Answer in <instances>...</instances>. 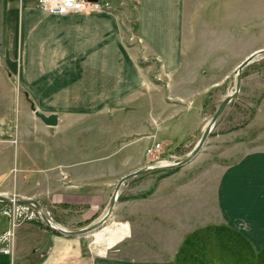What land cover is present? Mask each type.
<instances>
[{
    "label": "rangeland",
    "instance_id": "obj_1",
    "mask_svg": "<svg viewBox=\"0 0 264 264\" xmlns=\"http://www.w3.org/2000/svg\"><path fill=\"white\" fill-rule=\"evenodd\" d=\"M157 1L148 0V3L158 9ZM159 1L160 56L151 54L154 50L138 36L140 8L137 0L97 1L94 12L106 16L103 23L113 30L112 38L118 39L117 44L124 54L121 60L125 63L121 68L125 75L117 80L114 95L108 91L98 93V89L93 91L91 85L77 80L68 82L71 91L79 94H49L46 87L50 79H44L41 72L46 65L38 64L34 75L28 72L33 64L24 61L51 59L50 50L39 40L31 47L24 39L27 29L21 27L18 45L7 58L11 65L15 60L21 67V93L9 98L0 97V119L6 123L14 122L15 127L19 124L20 132L17 130L14 141L9 140L12 134L6 135V145L17 146L19 140L21 150L24 146L31 150L36 148L38 153L49 150L53 163H57L62 155L89 164L100 158L103 177L100 183L110 188L106 197L108 204L112 188L118 181L116 177L139 158L145 157L141 166L144 167L186 157L222 99L234 91L239 63L255 50L264 48V0ZM39 25L44 29L42 22ZM2 37L0 31V55L3 53ZM113 44L115 42L110 39V43L101 47V53L115 51ZM58 50L60 54L56 58L65 59L66 55L62 54L65 49ZM75 56L69 54L66 59L76 60ZM33 76L36 78L29 79ZM25 90L31 91L30 98L39 111L60 114V123L52 128L53 133L46 131L36 116V133L27 138L26 126L30 125V131L33 130L31 121L35 116L24 96ZM146 147L151 149L149 154L145 153ZM255 150H264V54L243 68L238 95L219 116L200 152L180 167L159 168L128 179L120 189V202L117 203L123 205L124 200H131L130 204H125V210H144L150 228L157 222L160 209L163 212L160 222L169 226L174 224L181 233L190 229V233L184 235L188 236L181 245V253L188 249L202 251L206 247L205 235L214 237L212 234L234 232L214 221L205 223V213L217 208L218 188L222 182L229 185L228 194L235 191L231 189V184L236 181L232 172L247 153ZM111 153L117 157L115 166L106 158ZM5 164H8L7 160ZM62 177L66 180L67 174L63 173ZM12 195L18 197L16 193ZM41 203L44 213L54 223L68 229H78L97 221L108 207L107 204L95 217L83 221L76 208H55ZM15 207L14 203L0 202V231L11 221L15 222L14 234L18 224L23 222L33 221L43 227L42 216L38 214L27 220L25 214L16 216ZM117 211L116 215L113 210L98 230L120 224L122 236L106 234L103 243H95L94 233L98 230L79 235L87 249L112 251L116 247L114 244L129 232L128 223H117L126 222L119 219L121 214ZM261 264H264L263 253Z\"/></svg>",
    "mask_w": 264,
    "mask_h": 264
},
{
    "label": "crops",
    "instance_id": "obj_2",
    "mask_svg": "<svg viewBox=\"0 0 264 264\" xmlns=\"http://www.w3.org/2000/svg\"><path fill=\"white\" fill-rule=\"evenodd\" d=\"M157 2L158 9H155L148 0H137L140 8L137 24L138 36L146 46L154 50L151 54L160 56V1ZM105 17L102 13L94 11L55 15L44 12L36 5L35 0H0V31L3 33L0 97L9 98L19 96L21 93L20 81L23 78L21 67L15 60L11 65L7 58L15 45L17 47L16 42L20 38L23 26L27 29V32L24 31L26 32L24 39L30 42L31 47L36 46L38 40L44 41L45 47L50 50H48L50 56L52 55L51 59L24 61L33 64L32 70L28 72H33L34 75L38 64L46 65L41 72L44 79H50L46 87L49 94L77 95L79 92L71 91L68 82L77 80L91 85L93 91L98 89V93L108 91L110 95H114L117 80L124 78L125 73L121 66L125 62L121 60L124 59V54L117 44L118 39H113V30L110 31L103 23L107 20ZM40 22L44 24V29L40 27ZM109 38L115 42L113 44L115 51L102 54L101 47L110 43ZM102 40L105 42L101 43ZM60 48L65 49V53L63 51L62 54L66 57L69 54L77 55L75 56L77 61L75 59L69 61L66 57L57 59L56 55L60 54V50L57 49ZM31 78L35 79L36 76L29 77ZM102 89L105 91L102 92ZM23 93L30 103L31 110L33 111L32 105L38 109L34 100L30 98L31 91L25 90ZM57 114L56 125H47L40 119L43 128L50 134L53 133L52 128L60 123L61 116ZM34 116V120L31 121L33 130L30 131V125L26 126L25 134H29L28 139L31 138V134L36 133L35 113ZM10 123L0 119V193L32 197L55 208H76L83 221L92 219L96 213L104 209L108 204L106 197L110 188L106 187L109 185L101 186L100 181L103 177L100 158H95L92 164H89L73 156L62 155L58 157L57 163H53L49 150L38 153L36 148L31 150L26 146L21 150L17 137V146L9 143L6 145V135L12 134V139L9 140L14 141L15 133H18L17 130L20 132L19 124L15 127L14 122ZM106 158L115 166L117 160L115 154L111 153ZM144 158L141 157L132 163L131 167L115 180L117 181L127 171L140 168ZM6 160L8 164H5ZM238 164L239 166L232 172V175H236V181L235 184H231V189L235 191L228 194L229 185L222 182L218 188L217 208L215 207L213 212L212 209L206 212L204 221L217 222L234 232L221 233L218 236L212 234L214 237L205 235L206 247L202 251L188 249L181 253V245L188 236L184 235L186 232L190 233V229L181 233L179 227H173L174 224L172 226L163 224L160 222V213H163L160 209L157 212L159 215L157 222L150 228L149 223L147 224L149 217L144 210L137 211L129 205L133 210L127 212L125 204H130L131 200H124L123 205L118 204L120 202L118 200L114 213L119 210L117 211L121 214L119 219L126 222L117 223H128L129 232L114 244L116 245L114 250L97 252L87 249L81 236L68 237L58 231L54 232L56 230L50 227L44 225L42 227L28 221L18 224L12 253H0V264H261V254L264 255V150L250 151ZM63 173L67 174L66 180L62 177ZM108 184H111V181ZM124 185L125 182L122 186ZM111 196L112 194L110 198ZM229 207L232 210H229ZM6 224L0 233L9 227V223L7 226Z\"/></svg>",
    "mask_w": 264,
    "mask_h": 264
},
{
    "label": "water",
    "instance_id": "obj_3",
    "mask_svg": "<svg viewBox=\"0 0 264 264\" xmlns=\"http://www.w3.org/2000/svg\"><path fill=\"white\" fill-rule=\"evenodd\" d=\"M92 1H98V0H92ZM260 54H264V48L255 50L254 52H252L250 55H248L245 59H243L239 63V65L237 66V69H236V85H235L234 91L227 94L222 99L219 106L217 107V109L213 113L212 117L209 119L205 128L203 129V132H202L198 142L196 143L194 148L190 151V153L186 157H184L178 161H175V162H171V163H167V164H160V165H146L144 167L138 168L136 170L130 171V172L122 175L115 184V187H114L112 196L110 198L106 213L97 221H95V222H93L87 226L78 228V229H68V228L62 227V226L54 223L44 213V207H43L42 203L35 198H32V197H16L15 195L0 193V202L15 203V204L28 206L30 208L35 209L36 211H38L41 214L44 222L46 223V225L48 227H50V228H52V229H54V230H56L59 233H62L64 235L79 236V235L91 233V232H94V231L100 229L108 221V219L111 217L113 210H114V207L118 201L119 190L125 181H127L128 179L134 178L136 176L143 175V174L148 173L150 171L159 169V168L173 169L176 167H180V166L188 163L189 161H191L200 152L205 141L209 137L211 130L214 127L217 119L222 114V112L224 111L226 106L238 95V93L240 91L241 83H242V70H243V68L245 66H247L249 63H251L252 61H254L255 58ZM32 109H33L35 115L37 117H39L45 124L56 125L58 123V114L57 113L53 112V113L46 114L44 112L39 111L34 105H32Z\"/></svg>",
    "mask_w": 264,
    "mask_h": 264
},
{
    "label": "built area",
    "instance_id": "obj_4",
    "mask_svg": "<svg viewBox=\"0 0 264 264\" xmlns=\"http://www.w3.org/2000/svg\"><path fill=\"white\" fill-rule=\"evenodd\" d=\"M36 5L44 12L55 15H65L77 11H94L97 9V1L92 0H35ZM151 149L147 148L146 153L149 154ZM15 204V203H14ZM15 214L24 215L30 220L41 214L28 206L16 204ZM14 226L15 222H10L9 227L0 234V252L11 254L14 247Z\"/></svg>",
    "mask_w": 264,
    "mask_h": 264
},
{
    "label": "bare ground",
    "instance_id": "obj_5",
    "mask_svg": "<svg viewBox=\"0 0 264 264\" xmlns=\"http://www.w3.org/2000/svg\"><path fill=\"white\" fill-rule=\"evenodd\" d=\"M162 164L168 163L167 160L162 161ZM106 234H114L117 236H122V227L120 224L115 225L114 228L110 227H105L101 230H98L97 232L94 233V238H95V243H103L105 241L104 236Z\"/></svg>",
    "mask_w": 264,
    "mask_h": 264
},
{
    "label": "trees",
    "instance_id": "obj_6",
    "mask_svg": "<svg viewBox=\"0 0 264 264\" xmlns=\"http://www.w3.org/2000/svg\"><path fill=\"white\" fill-rule=\"evenodd\" d=\"M43 225L46 226V227H48V226L46 225V223H44ZM48 228H49V227H48Z\"/></svg>",
    "mask_w": 264,
    "mask_h": 264
}]
</instances>
